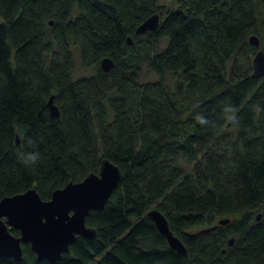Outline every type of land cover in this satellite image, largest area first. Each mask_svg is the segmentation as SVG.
<instances>
[{
    "label": "trees",
    "instance_id": "trees-1",
    "mask_svg": "<svg viewBox=\"0 0 264 264\" xmlns=\"http://www.w3.org/2000/svg\"><path fill=\"white\" fill-rule=\"evenodd\" d=\"M174 2L0 0V197L33 187L46 199L103 157L120 170L103 206L84 216L91 237L76 234L54 260L20 242V258L0 264H264V74L253 73L258 45L247 40L256 35L264 52V0ZM152 13L156 26L134 32ZM72 45L92 73L72 77ZM142 63L156 79L138 80ZM167 71L179 77L173 91ZM224 124L235 131L229 152L209 146Z\"/></svg>",
    "mask_w": 264,
    "mask_h": 264
},
{
    "label": "water",
    "instance_id": "water-1",
    "mask_svg": "<svg viewBox=\"0 0 264 264\" xmlns=\"http://www.w3.org/2000/svg\"><path fill=\"white\" fill-rule=\"evenodd\" d=\"M157 21V13H152L136 25L134 32L142 33L153 29ZM247 40L258 45V39L254 35H249ZM126 41L131 42L128 36ZM111 64L108 56H103L99 61V66L104 70ZM251 66L253 73L264 74L262 49L255 50ZM46 104L50 113L56 115L57 107L52 101V95L48 96ZM119 178L120 170L117 165L103 157L96 172H88L77 181H67L61 187L52 189L46 199L40 198L33 187L3 195L0 197V256L20 258V242L27 241L37 259L54 260L68 249L76 234L91 237L94 229L84 223V216L89 209H100L103 206ZM145 214L164 236L167 245L177 253L184 254V245L168 228L164 213L156 207H150ZM227 219L220 218L218 223ZM9 227L16 228L18 234L11 233ZM228 242H231V238Z\"/></svg>",
    "mask_w": 264,
    "mask_h": 264
},
{
    "label": "rangeland",
    "instance_id": "rangeland-1",
    "mask_svg": "<svg viewBox=\"0 0 264 264\" xmlns=\"http://www.w3.org/2000/svg\"><path fill=\"white\" fill-rule=\"evenodd\" d=\"M159 3H162L163 8H173L176 6V3L174 2V0H158ZM250 35H254V34H250ZM256 36V35H254ZM257 37V36H256ZM258 39V37H257ZM259 43H258V48H261L262 46V42H260V40L258 39ZM165 40L161 39L158 42V47L163 46ZM263 46H264V42H263ZM71 52H72V60H73V68H72V77H77V76H82V75H88L90 73L93 72V67H83L80 65L79 63V56H78V50L76 48V46H71ZM253 55H250V58ZM228 64V63H227ZM226 64V65H227ZM157 76L151 72L150 70L147 69V67L145 66L144 63L141 64V70L138 76V80L139 81H144V80H154L156 79ZM179 79V77L173 73V72H169L167 71L164 74V82L168 85V87L170 88V90H174V83ZM106 116H107V120L111 119L112 116V111L110 110V108L107 106L106 104ZM230 117V114H226V118ZM234 141H235V131L233 128L229 127L228 125L224 124L221 128H219L217 131H215L213 133L212 139L209 143V146L218 150V151H226L229 152L231 150V148L234 145ZM178 162L184 167V169H188L190 166V162H188L186 159L179 157L178 158ZM258 210V209H256ZM202 226H196L193 227V230H196Z\"/></svg>",
    "mask_w": 264,
    "mask_h": 264
},
{
    "label": "clouds",
    "instance_id": "clouds-1",
    "mask_svg": "<svg viewBox=\"0 0 264 264\" xmlns=\"http://www.w3.org/2000/svg\"><path fill=\"white\" fill-rule=\"evenodd\" d=\"M38 160V154L30 155L27 160L24 161V163H35Z\"/></svg>",
    "mask_w": 264,
    "mask_h": 264
}]
</instances>
